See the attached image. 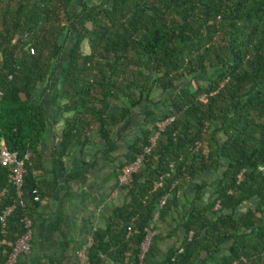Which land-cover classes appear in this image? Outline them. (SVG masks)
Here are the masks:
<instances>
[{
    "label": "trees",
    "instance_id": "16d2710c",
    "mask_svg": "<svg viewBox=\"0 0 264 264\" xmlns=\"http://www.w3.org/2000/svg\"><path fill=\"white\" fill-rule=\"evenodd\" d=\"M56 72L62 155L92 132L114 153L116 128L143 117L118 174L142 157L128 202L93 233L86 264H146L169 239L158 264H264V0H0V146L28 155L20 199L0 162V213L15 206L0 264L43 196L36 91Z\"/></svg>",
    "mask_w": 264,
    "mask_h": 264
},
{
    "label": "crops",
    "instance_id": "0c3cea01",
    "mask_svg": "<svg viewBox=\"0 0 264 264\" xmlns=\"http://www.w3.org/2000/svg\"><path fill=\"white\" fill-rule=\"evenodd\" d=\"M60 90L56 72L52 80L36 91L49 121L38 148L43 164V196L32 217L31 250L21 255L16 264H86L78 253L87 252L93 233L104 227L114 209L128 202V194L119 186L117 177L129 159L128 147L139 135L142 111L135 110L131 120L116 128L118 149L114 153H108L92 132L83 147H73L62 155L64 101L59 97ZM162 112L163 109L159 115ZM185 190L188 198L193 197L192 187ZM171 226L165 224L161 229L168 232ZM178 230L181 235V229ZM174 242L169 239L160 243V255L146 264L161 262Z\"/></svg>",
    "mask_w": 264,
    "mask_h": 264
},
{
    "label": "built area",
    "instance_id": "2783aa9c",
    "mask_svg": "<svg viewBox=\"0 0 264 264\" xmlns=\"http://www.w3.org/2000/svg\"><path fill=\"white\" fill-rule=\"evenodd\" d=\"M1 96V93H0ZM173 121V118L163 121L158 124L160 130ZM158 135V134H157ZM157 135L151 139L150 146L146 149V153L150 152V149L155 146ZM28 158V155H25L24 159H19L15 153H11L7 150L4 144L0 146V162L4 165H8L11 167V173L9 176L11 184L15 187L18 198H21L22 187L24 183V161ZM142 157H139L134 162L125 166L122 170L121 175L118 177V184L120 187L127 185L131 179L132 175L136 173L141 165ZM34 201L39 202L40 198L37 196L36 191H33ZM21 207H24V203L20 200L19 202ZM15 209V206H8L0 213V223L4 226L5 220L8 215H10ZM21 222L23 223L24 232L23 234L16 239L14 242L2 240L1 245L6 246L8 251L7 259L4 264H16L18 258L21 255L28 254L31 250V241H32V233H33V222L32 218L24 217ZM153 232H149L148 237L144 241L142 248L143 252L147 250L151 237L153 236ZM78 257L86 262L87 256L86 253L81 252L78 253Z\"/></svg>",
    "mask_w": 264,
    "mask_h": 264
},
{
    "label": "rangeland",
    "instance_id": "374dc122",
    "mask_svg": "<svg viewBox=\"0 0 264 264\" xmlns=\"http://www.w3.org/2000/svg\"><path fill=\"white\" fill-rule=\"evenodd\" d=\"M205 79H196V80H192V84H198V83H202Z\"/></svg>",
    "mask_w": 264,
    "mask_h": 264
}]
</instances>
